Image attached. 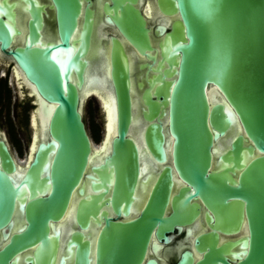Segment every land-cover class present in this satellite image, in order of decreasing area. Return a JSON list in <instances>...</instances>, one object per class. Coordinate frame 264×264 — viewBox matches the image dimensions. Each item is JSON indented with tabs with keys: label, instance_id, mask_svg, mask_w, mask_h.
Listing matches in <instances>:
<instances>
[{
	"label": "water",
	"instance_id": "95a60500",
	"mask_svg": "<svg viewBox=\"0 0 264 264\" xmlns=\"http://www.w3.org/2000/svg\"><path fill=\"white\" fill-rule=\"evenodd\" d=\"M154 4L150 24L144 0H0V56L45 118L22 170L0 131V264H159L200 218L176 264H264V0ZM99 88L114 134L92 160Z\"/></svg>",
	"mask_w": 264,
	"mask_h": 264
},
{
	"label": "flooded vegetation",
	"instance_id": "af4514ba",
	"mask_svg": "<svg viewBox=\"0 0 264 264\" xmlns=\"http://www.w3.org/2000/svg\"><path fill=\"white\" fill-rule=\"evenodd\" d=\"M92 2L94 5H96V0H92ZM150 3L154 6V8L151 7V9H150L148 21L150 24H154V18H155L154 0H144V7H147V4H150ZM141 11H143V8H141ZM100 13H101V11H100ZM102 22L105 24L106 27L104 28L105 34L102 33L101 39L103 40L104 36L106 35L105 39H106V42L108 44V50H109V40H108L109 37L112 35H115L119 39H121V37L118 34V32L116 31L115 27L108 25L106 22H104L103 18H102ZM95 26H96V17L94 19V27ZM53 28H54V25L48 23V32L50 31V33H51ZM92 37L95 38L94 30H93ZM123 45L125 46V48L129 47L125 41H123ZM106 54H108V51H106ZM7 59L8 58L6 55H4V58L0 57V66H1V68H0V110L8 107L9 106L8 103H10L12 100V102H14V106H15L13 114H14L15 121H16L17 125L19 126V128H21V126L26 121L28 122L27 124H28L29 128L32 127L28 145L23 146V149L19 145L12 146L15 153H13L12 148H11V153H12L14 159L16 160V162L19 163V164H17L18 167L22 170V169H24L23 165L25 166L30 162V160L32 158V154H33L34 149L36 147V144L39 142V140L44 138V132L40 128V125H38L39 120L40 119L42 120L43 116L40 115L39 108L34 111L35 107L37 106L36 100H35L36 98L33 96L29 97V95L32 94L31 90L28 87H26L25 84L22 85L23 82L21 81V79H19V75L13 69L12 65L4 62ZM12 89H13L14 93L12 92ZM95 90L93 89V90H90L89 92L85 91L87 94H89L86 97L85 101L89 97H91L92 94H94L93 99L96 101L99 108L101 109L102 108V100L100 98L101 95L98 96V94H97V92H95ZM100 93H101V91H100ZM100 101H101V103H100ZM100 104H101V107H100ZM28 107L32 108L31 113L28 112V110H27ZM101 111L103 112V109H101ZM7 116H9V115H7ZM102 119H103V138H102L100 144L105 141L106 134H107V130L104 128L105 122H106V114L105 113H104V116ZM41 120H40V122L43 124L44 121L43 120L41 121ZM8 123H9V121H8ZM6 130H7L6 132H7L8 136H9V138H7V141H8V143H12V140L15 141V138L13 139L11 134H9L10 133V126L9 125H7ZM32 132H33V134H32ZM90 139L93 140L92 137H90ZM100 144L97 146L93 144L95 149L93 150L92 160H94L95 157L101 156L102 152L100 151L101 150ZM22 151H24V158L20 162V160H18V159H19V157H21L20 155H21ZM178 186L179 185L177 183H175V185H174V187H176L175 189H177ZM149 189H150V187L146 191L147 194L149 192ZM140 191H141L140 188H138L137 194H139ZM147 194H146V196H147ZM146 196H145V198H146ZM145 198H144V200H145ZM144 200H143V202H144ZM70 215L71 214H67L64 217V220L58 226L67 225V223L69 222V219H70L69 218ZM134 215H135L134 211L131 210L130 219H132L134 217ZM121 219H124V218L121 217ZM94 228H96V227H94ZM186 229H190V236H188V237H186V233H185ZM206 229L207 228L204 224L203 218H200L199 220H196L192 225L184 227L183 231L180 234H178V232L175 230L171 235H169L171 237L170 243L163 244V242H160V243L156 242L158 245H160V248L156 251V253H152L151 250L148 249L147 255L149 257L157 259L159 264H176L180 250H182V248L184 246L190 245V240L195 235H197L200 231L206 230ZM245 231H246L245 225H242V227H241V229L237 235L219 234V244H222V243H225L227 241L233 240L237 237H240L241 235H243L245 233ZM165 257H167V258H165Z\"/></svg>",
	"mask_w": 264,
	"mask_h": 264
},
{
	"label": "rangeland",
	"instance_id": "374dc122",
	"mask_svg": "<svg viewBox=\"0 0 264 264\" xmlns=\"http://www.w3.org/2000/svg\"><path fill=\"white\" fill-rule=\"evenodd\" d=\"M0 68H1V66H0ZM100 90L101 89L99 88L98 93L101 95V98L103 100L104 99L109 100L107 95L104 94L105 92L103 91V93H100ZM12 92H13V89H12ZM8 104H9L8 107L0 110V131L4 133L6 139L9 138V136L6 132L7 131L6 130L7 125H9L10 126V133L9 134H11L13 139L15 138V141L12 140V143H9V144H11L10 145L11 148H12V146L19 145L23 149V146L28 145L30 135H31V128H29L27 121L21 126V128H19V126L17 125V123L15 121V117L13 114V111L15 108L14 102H12V100H11V102ZM85 106H86L89 136L93 138L92 142L94 145L97 146L100 144V142L103 138V119H102L103 116L101 114V109L99 108L96 101L91 97H89L85 101ZM27 110L30 113L32 112L31 107H28ZM7 115H9V116H7ZM8 121H9V123H8ZM32 134H33V132H32ZM12 151H13V153H15L13 148H12ZM20 156L21 157H19L18 160H20V162H21L24 158V151L21 152Z\"/></svg>",
	"mask_w": 264,
	"mask_h": 264
},
{
	"label": "bare ground",
	"instance_id": "6f19581e",
	"mask_svg": "<svg viewBox=\"0 0 264 264\" xmlns=\"http://www.w3.org/2000/svg\"><path fill=\"white\" fill-rule=\"evenodd\" d=\"M151 4V3H150ZM151 7L152 8H154V6L153 5H151ZM150 14V13H149ZM1 58H4V57H2V56H0ZM106 58H108V54H106ZM5 63H7V64H9L10 63V60H5L4 61ZM17 72V71H16ZM18 73V72H17ZM19 75V74H18ZM25 85H26V87H28L27 86V84L25 83ZM101 90V93H103V89L102 88H100ZM95 90V89H94ZM98 90L99 89H96L95 90V92H97V94H98V96H100V94L98 93ZM90 90H87V92H89ZM86 94V95H85ZM105 94V93H104ZM89 94H87L85 91H84V98L86 99V97L88 96ZM94 94H92L91 95V97L93 96ZM105 97V96H104ZM100 98H101V96H100ZM100 100V99H99ZM101 100H102V108L101 109H103V112L101 111V113H102V115L104 116V113L106 114V122H105V129L107 130V134H106V139H105V141L103 142V143H101L100 144V146H101V155H103V154H105V151H106V149H107V144L110 142V139H111V137L113 136V134H114V123H115V115H114V106H113V104L111 103V101L110 100H103L102 98H101ZM100 103H101V101H100ZM100 107H101V104H100ZM37 109V108H36ZM35 109V110H36ZM39 113H40V115L41 116H43V125L45 124V118H44V115H42V112L41 111H39ZM40 116V117H41ZM42 118V117H41ZM41 120V119H40ZM41 120V121H42ZM38 125H39V123H38ZM42 125V126H43ZM33 126V125H32ZM41 132V131H40ZM133 137H134V135L133 134H131ZM135 138V137H134ZM42 140V139H41ZM41 140H39V141H41ZM32 142V141H31ZM225 143V140H221L219 143H218V152H220L221 150H222V145ZM37 145V144H36ZM95 148H94V145H92V150H94ZM100 149V148H99ZM35 150V149H34ZM92 154H93V151H92ZM28 160V159H27ZM17 164H19V163H17L16 162V165ZM17 167H18V165H17ZM68 214V213H67ZM66 214V215H67ZM65 215V216H66ZM64 216V217H65ZM64 217H63V219L59 222V224L64 220ZM68 218V217H67ZM70 218V217H69ZM58 224V225H59ZM67 225H68V223H67ZM202 227V226H201Z\"/></svg>",
	"mask_w": 264,
	"mask_h": 264
}]
</instances>
